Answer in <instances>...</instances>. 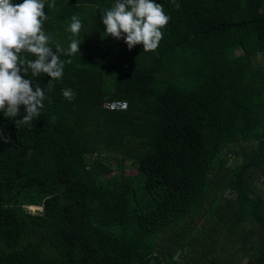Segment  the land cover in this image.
I'll use <instances>...</instances> for the list:
<instances>
[{
    "label": "trees",
    "instance_id": "16d2710c",
    "mask_svg": "<svg viewBox=\"0 0 264 264\" xmlns=\"http://www.w3.org/2000/svg\"><path fill=\"white\" fill-rule=\"evenodd\" d=\"M181 47L195 83L159 85ZM258 54L264 0H0V264H160L159 237L205 210L225 233L247 226L245 264H264ZM105 81L124 112L100 109ZM232 143L249 147L210 179ZM109 146L150 206L124 181L97 184L108 169L86 160ZM223 183L233 197L213 192Z\"/></svg>",
    "mask_w": 264,
    "mask_h": 264
},
{
    "label": "rangeland",
    "instance_id": "374dc122",
    "mask_svg": "<svg viewBox=\"0 0 264 264\" xmlns=\"http://www.w3.org/2000/svg\"><path fill=\"white\" fill-rule=\"evenodd\" d=\"M68 35L71 36V33H68ZM90 41L94 44L104 42L100 36L93 38V35ZM197 57L198 55L187 47L175 50L170 67L163 62V70L156 75L158 84L165 83L164 86L166 84L176 85L187 90L190 89L195 83L191 74ZM254 66L263 70L264 74V54L256 56ZM104 85V98L107 100L112 89L109 81H105ZM248 147L249 145L232 143L220 154L218 158L220 166L209 173V178L216 180L221 177L223 179L226 171L232 170L233 166L239 162V152ZM121 160L123 161L121 162ZM86 161L87 163L96 162L108 169V173L98 172L97 170L94 173L97 184L102 188L110 189L119 181H124L132 187L136 196L144 195L145 207L150 206L149 194L142 188L141 177L137 174L135 166L124 158L120 149L111 146L103 147L94 157L92 155ZM263 177L264 173L253 179L252 191L254 194L259 193L264 196ZM213 192L216 194L221 192L223 198L233 197L234 194L231 188L224 183L214 188ZM23 208L32 214L39 213L41 210L40 207L27 205V203H23ZM246 228L247 226H241L236 233H225L218 228L215 220L212 216H209L207 210L202 211L200 218H197L194 222L181 224L180 227L174 228L169 235L159 237V247L165 256L164 258L158 256L157 260L160 264H163L167 261L166 253L171 252V261L174 264H245L247 257L253 253L252 250L241 253L240 236ZM150 264L157 263L152 260Z\"/></svg>",
    "mask_w": 264,
    "mask_h": 264
},
{
    "label": "built area",
    "instance_id": "2783aa9c",
    "mask_svg": "<svg viewBox=\"0 0 264 264\" xmlns=\"http://www.w3.org/2000/svg\"><path fill=\"white\" fill-rule=\"evenodd\" d=\"M100 109L107 112H124L126 110V102L123 100H104L100 104Z\"/></svg>",
    "mask_w": 264,
    "mask_h": 264
}]
</instances>
